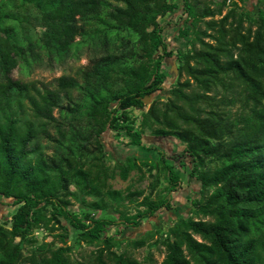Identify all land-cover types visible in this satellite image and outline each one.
<instances>
[{
    "label": "trees",
    "instance_id": "16d2710c",
    "mask_svg": "<svg viewBox=\"0 0 264 264\" xmlns=\"http://www.w3.org/2000/svg\"><path fill=\"white\" fill-rule=\"evenodd\" d=\"M226 1L212 7L183 0L181 34L193 32V38L187 51L175 52L159 21L178 7L169 0H0V196L17 206L0 223V264H157L152 253L139 259L119 251L122 240L108 235V228L139 227L171 211L180 175L163 151L150 165L137 156L109 165L101 141L108 130L123 131L128 145L145 150H151L143 143L148 132L177 139L191 158L189 182L200 185L189 217L128 246L144 247L158 235L155 242L166 250L160 264H264V4L253 16L237 2L224 13ZM32 27L43 30L34 37ZM113 30L136 33L137 49H107ZM96 37L104 39L103 51L78 77L61 75L44 89L13 77L20 64L37 61L38 48L60 57ZM175 55L186 78L177 80L166 101L153 100L136 126L129 109H144L143 97L163 90V62ZM15 105L26 119L18 118ZM43 136L54 146L52 160L40 143ZM147 165L158 171L148 194L110 183L133 171L143 178ZM160 173L169 183L153 197ZM85 196L95 198L86 203L93 212L116 208L119 216L71 211L72 199ZM126 201L137 202L136 214L121 209ZM64 220L78 244L97 246L88 260L73 258ZM41 227L61 229L55 235L63 245L42 243L25 252L26 244L37 243L34 231Z\"/></svg>",
    "mask_w": 264,
    "mask_h": 264
},
{
    "label": "rangeland",
    "instance_id": "374dc122",
    "mask_svg": "<svg viewBox=\"0 0 264 264\" xmlns=\"http://www.w3.org/2000/svg\"><path fill=\"white\" fill-rule=\"evenodd\" d=\"M177 3L178 7L169 12L165 16L159 18V21L163 25V36L169 44V48L179 51H187L190 47L189 40L193 38V32L188 37H183L181 34V28L184 27L183 15V0H169ZM200 5L205 3L211 4L212 7L218 6L223 0H199ZM234 2L239 5L240 11H248L251 15L256 16L260 6L264 4V0H227L224 8V13L231 7ZM33 12V10H32ZM223 13V14H224ZM33 14H36L34 11ZM219 17V16H217ZM42 28H31L30 33L36 37L41 34ZM80 38L78 37L77 40ZM138 35L131 30L124 31H109L108 32V45L107 49L116 51L118 53L124 52L129 49H137ZM104 40V39H103ZM101 38L96 37L95 42L91 40L85 45L73 46L63 56H48L42 50L38 48L37 61H33L30 66L20 64L14 69L13 77L15 79H22L25 81H34L40 89H44L45 86L53 87L55 79L61 75H73L78 77L77 71L82 67L89 64L90 59L95 55H100L103 51L104 43ZM103 41V42H102ZM161 51V50H160ZM159 51V52H160ZM161 53V52H160ZM178 59L175 56L166 58L163 62L162 69L167 74V81L163 86V90L157 92L150 98V103L145 104L144 109L131 108L129 113L132 118L136 120V126H139L142 113L146 111L153 100L159 102L166 101L171 95V87L176 84L177 80L181 77L178 69ZM186 77L182 76L184 80ZM78 94L74 91V96ZM26 108L29 107V103L25 100ZM14 111L17 113L18 118L26 119L28 117L27 112H20V108L14 106ZM57 115V113H56ZM129 137L122 131L120 134H116L112 130L106 131L101 141L104 144V148L107 152L106 161L109 165L113 166L118 161H125L127 156H137L140 161L146 163H153L159 158V151H163L166 159L169 163L174 165L177 173L180 175V182L177 186V190L172 192L171 201L174 208L171 211H160L157 215L151 219L144 220L139 227H126L125 225L118 224L108 228V235H114L122 240L121 246L116 247L119 251L129 250L134 256L139 259H144L148 253H152L157 264H160L165 257L166 250L161 243L155 242L158 235H155L153 239L149 241V244L144 247L133 248L128 246V242L131 239H138L147 237L149 232H155L157 229L167 231L168 227L173 225L174 222L180 217H189L192 213L191 202L196 196L200 185L196 180L189 182V172L191 170V158L183 153V146L180 141L172 137H155L149 132L145 134L143 143L147 147H151V150H145L143 148L128 145ZM40 143L49 159H53L54 150L52 142L45 136L40 138ZM90 149H95L93 144H90ZM149 165L144 166V177L141 178V173L138 171L131 172L127 180H123L120 176L110 180L113 188L123 189L124 191L143 190L145 194L150 192V186L154 179L153 174L157 173V169L151 170ZM161 182L156 189V197L158 193L163 194L165 187L168 186V176L164 173H160ZM74 188V186H72ZM143 197L141 196L139 200ZM95 198L91 196H85L83 200L78 201L72 199V205L69 207L71 211L84 216L85 211H91L96 213L97 216H106L116 218L119 213L116 212V208H109L104 211H96L88 209L87 204L89 201H93ZM6 198L0 196V223L6 217H11L16 211L17 206H11L5 204ZM4 203V204H3ZM126 207L121 206V209H125L128 215H134L138 211L137 202L126 201ZM121 222V221H119ZM63 224L68 228L70 236L67 238V245H73L74 250L72 252L73 258L80 260H88L91 251H95L97 246L88 245L84 242L78 244L76 240V231L70 226V224L64 220ZM61 229L54 230L53 232L47 230L44 227L38 228L34 231V236L38 241L34 245L26 244L25 252H30L32 249H37L42 243H52L54 247L63 245L62 241L55 235L61 232ZM151 243V244H150Z\"/></svg>",
    "mask_w": 264,
    "mask_h": 264
},
{
    "label": "water",
    "instance_id": "95a60500",
    "mask_svg": "<svg viewBox=\"0 0 264 264\" xmlns=\"http://www.w3.org/2000/svg\"><path fill=\"white\" fill-rule=\"evenodd\" d=\"M151 96H153V95H151ZM151 96H145V97H143V101H144L145 104H149L150 103Z\"/></svg>",
    "mask_w": 264,
    "mask_h": 264
}]
</instances>
